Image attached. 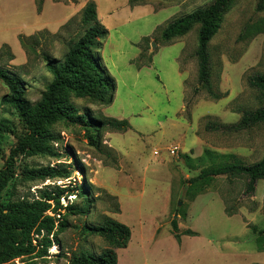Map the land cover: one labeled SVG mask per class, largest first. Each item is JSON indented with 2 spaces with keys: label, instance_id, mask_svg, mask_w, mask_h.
<instances>
[{
  "label": "rangeland",
  "instance_id": "obj_1",
  "mask_svg": "<svg viewBox=\"0 0 264 264\" xmlns=\"http://www.w3.org/2000/svg\"><path fill=\"white\" fill-rule=\"evenodd\" d=\"M90 1L96 3L99 20L109 31L96 59L115 80L116 89L109 94V104L88 99H73V103L79 115L127 120L131 130H104L98 150L89 145L84 127L62 121L51 128L58 138L51 144L52 154L16 160L17 177L2 194L4 206L39 199L45 190L57 187L86 186L96 202L90 216L66 217L69 228L47 257L9 264H70L81 251L98 256L108 244L83 235L81 229L100 225L106 218L132 231L128 248L117 251L119 264H264V252L257 244L264 230V181L258 182L253 197H246V179L220 177L205 194L191 199L186 181L200 170L191 171L185 163L186 156L201 159L205 151L217 162L234 155L245 165L256 164L264 156L263 126L239 133L207 129L208 124H237L238 111L264 107V93L248 85L251 77L264 74V0H235L209 45L212 84L227 94L221 101L209 99L199 85L198 27L167 46L154 42L170 23L213 0H144L146 5L135 9L129 8L130 0H43L40 13L36 0H0V67L24 81L26 99L32 105L41 100L52 77L22 39L27 47L34 45L61 59L68 41L81 32L82 11ZM144 38L151 39L153 63L138 70L134 63H139ZM7 93L0 84V99ZM1 121L10 132L0 136V171L27 132L17 117L0 110ZM171 147H178L173 157L168 152ZM25 167L54 168L71 178L26 180ZM224 199L238 215L225 214ZM69 204L81 206V201L74 196L62 200L63 206ZM175 207L186 213L185 218L180 213L176 219L180 231L198 234L183 237L180 244L172 235Z\"/></svg>",
  "mask_w": 264,
  "mask_h": 264
},
{
  "label": "trees",
  "instance_id": "obj_2",
  "mask_svg": "<svg viewBox=\"0 0 264 264\" xmlns=\"http://www.w3.org/2000/svg\"><path fill=\"white\" fill-rule=\"evenodd\" d=\"M234 3L235 0H213L193 13L173 21L161 31L159 38L154 39L155 44L167 46L198 27L195 57L198 63L199 85L207 97L213 101H221L227 97V94L218 92L212 84L209 45L221 30ZM36 5L40 13L43 0H36ZM145 5L144 0L129 1L130 9ZM80 25L81 32L68 41L66 53L61 59L44 54L41 49L38 51L34 45L27 47L22 39V44L29 48L30 55L41 58L44 68L52 77L51 83L36 105H32L26 99L24 81L0 67V84L8 92L0 99L1 113L17 117L27 131L14 146L10 159L0 171V264H9L23 258L47 257L53 245L59 244L58 237L69 228L66 217H88L96 202L86 186L78 190L57 187L53 190H45L39 199L33 201L22 199L4 206L1 203L2 194L9 183L17 177L16 160L21 157L33 158L52 154L51 144L57 142L58 138L52 133L51 128L62 121L84 127L89 145L98 150V139L104 130L114 133H126L131 130L127 120L91 119L87 114L79 115L73 103V99H88L96 103L109 104V94L116 89L115 80L96 59V52L101 50L102 42L108 38L109 31L99 20L95 2L90 1L86 4L82 11ZM150 44V38H144L139 44L142 52L138 58L139 63H134L138 70L152 66L153 55L149 54ZM4 49H6L5 46L2 50ZM248 85L264 93V74L251 77ZM238 114L241 115V119L237 124L230 126L208 124L207 129L214 132L239 133L259 126L264 127V107L255 111L240 110ZM9 132L8 124L1 121L0 136ZM214 157L209 151H205L201 159L185 157L189 170L195 172L200 170L197 177L186 181L189 198L195 199L205 194L220 177L246 179L244 195L246 197L255 195L258 182L264 181V156L260 162L253 165L243 164L234 155L220 157V162L214 160ZM210 163L211 166H205ZM200 166H202L201 169ZM63 172L54 168L38 170L25 167L22 175L24 179L31 181L71 178L69 174L64 175ZM81 173L84 175V171ZM68 196H74L80 200L81 206L74 204L63 206L62 200ZM223 201L225 214L228 217L238 215L235 209L227 207L225 199ZM183 209L176 208L175 217L181 216L180 213H182V219L185 218L186 213ZM171 227L172 235L178 244L183 237L198 236L192 230L181 232L178 220H172ZM250 229L257 232L256 227H250ZM81 232L86 236L103 239L109 248L98 256L81 251L73 255L70 264H119L117 251L127 249L132 239L131 229L111 218H106L100 225H85ZM260 235L257 244L259 251L264 252V230L260 232Z\"/></svg>",
  "mask_w": 264,
  "mask_h": 264
},
{
  "label": "built area",
  "instance_id": "obj_3",
  "mask_svg": "<svg viewBox=\"0 0 264 264\" xmlns=\"http://www.w3.org/2000/svg\"><path fill=\"white\" fill-rule=\"evenodd\" d=\"M169 154L171 157L175 156L178 153V147H171L168 150ZM157 154V152H156Z\"/></svg>",
  "mask_w": 264,
  "mask_h": 264
},
{
  "label": "water",
  "instance_id": "obj_4",
  "mask_svg": "<svg viewBox=\"0 0 264 264\" xmlns=\"http://www.w3.org/2000/svg\"><path fill=\"white\" fill-rule=\"evenodd\" d=\"M176 219H177V217L174 218V220H176Z\"/></svg>",
  "mask_w": 264,
  "mask_h": 264
},
{
  "label": "crops",
  "instance_id": "obj_5",
  "mask_svg": "<svg viewBox=\"0 0 264 264\" xmlns=\"http://www.w3.org/2000/svg\"><path fill=\"white\" fill-rule=\"evenodd\" d=\"M141 8V7H140Z\"/></svg>",
  "mask_w": 264,
  "mask_h": 264
}]
</instances>
